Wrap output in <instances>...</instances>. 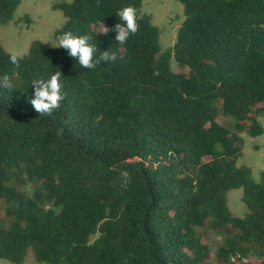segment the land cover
Returning <instances> with one entry per match:
<instances>
[{
  "label": "trees",
  "instance_id": "16d2710c",
  "mask_svg": "<svg viewBox=\"0 0 264 264\" xmlns=\"http://www.w3.org/2000/svg\"><path fill=\"white\" fill-rule=\"evenodd\" d=\"M176 1L184 21L165 51L143 0L55 3L54 40L88 34L118 51L91 70L40 41L13 65L0 45V260L22 264L31 249L46 264H264V172L255 182L236 166L242 136L263 133L264 0ZM19 2L0 0V24ZM125 6L139 19L124 45L92 29ZM56 71L64 99L40 115L30 81ZM239 188L244 217L228 208ZM208 230L222 237L212 261Z\"/></svg>",
  "mask_w": 264,
  "mask_h": 264
},
{
  "label": "rangeland",
  "instance_id": "374dc122",
  "mask_svg": "<svg viewBox=\"0 0 264 264\" xmlns=\"http://www.w3.org/2000/svg\"><path fill=\"white\" fill-rule=\"evenodd\" d=\"M58 2L70 3L71 0H20L13 12L12 18L5 24H0V45L9 54L19 57L27 54L33 41H40L50 48H57L53 33L60 29L65 21L60 10L53 9ZM141 13L147 15L153 25L160 30L159 45L161 51H165L174 44L179 27L184 21L183 6L176 0H143ZM103 24L92 26L96 32H102ZM171 70L174 72H186L181 69L173 59L170 60ZM257 120L263 129L259 136H242L241 156L236 159V166H247L251 169L252 178L258 182L261 173L264 172V113L258 115ZM219 124L230 129L232 120L229 117L217 116ZM243 189H234L228 192L227 201L229 210L237 217H244L247 209L242 202ZM4 205L0 199V226L8 225L9 219L3 214ZM210 242V260H214L217 247L222 237L208 230ZM253 264H259L256 259ZM0 264H13L6 260H0ZM22 264H46L35 261L31 249L27 250Z\"/></svg>",
  "mask_w": 264,
  "mask_h": 264
},
{
  "label": "clouds",
  "instance_id": "9594fccd",
  "mask_svg": "<svg viewBox=\"0 0 264 264\" xmlns=\"http://www.w3.org/2000/svg\"><path fill=\"white\" fill-rule=\"evenodd\" d=\"M119 17V22L109 29L102 28L103 34L113 32L114 39L118 45H124L131 35L137 32V20L139 15L137 9L132 6L120 8L115 13ZM92 36L88 34L75 35L70 31H64L55 37V46L63 48L69 57L75 58V61L85 69H94L97 65L114 62L118 58V51H103L98 52ZM97 53H99L97 55ZM122 58V57H120ZM9 62L13 65L19 64V58L15 54L9 55ZM60 71L50 73L46 78H33L30 85L33 88V95L28 98L33 109L40 115H52L53 112L61 106V101L64 99L63 81ZM6 83L5 87L13 90L14 86L11 82H7L8 78H3Z\"/></svg>",
  "mask_w": 264,
  "mask_h": 264
}]
</instances>
